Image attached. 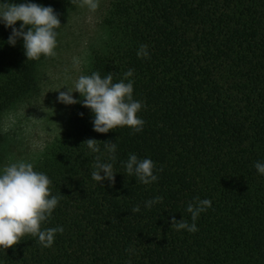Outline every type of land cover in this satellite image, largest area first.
<instances>
[{
    "label": "trees",
    "instance_id": "1",
    "mask_svg": "<svg viewBox=\"0 0 264 264\" xmlns=\"http://www.w3.org/2000/svg\"><path fill=\"white\" fill-rule=\"evenodd\" d=\"M31 2L57 13L56 39L85 4ZM102 26L86 74L112 73L116 82L132 69L145 123L140 132L99 134L91 112L76 104L41 153L23 159L58 197L42 227L64 230L50 248L22 237L0 250V264H264V176L253 166L264 161V0H109ZM10 31L0 25V43ZM140 44L149 46L148 59L137 58ZM48 59L27 61L20 40L0 46V166L16 159L3 119L39 95ZM89 138L100 151L83 144ZM105 141L116 144V174L100 186L90 172L107 159ZM129 153L150 158L157 181L129 176L121 163ZM157 195L161 202L145 209ZM194 197L211 201L198 231L171 228L173 217L190 220L185 206ZM135 205L140 212L132 213Z\"/></svg>",
    "mask_w": 264,
    "mask_h": 264
},
{
    "label": "clouds",
    "instance_id": "2",
    "mask_svg": "<svg viewBox=\"0 0 264 264\" xmlns=\"http://www.w3.org/2000/svg\"><path fill=\"white\" fill-rule=\"evenodd\" d=\"M87 7L96 8L95 0H84ZM17 22L19 26L16 27ZM0 25L10 28V34L5 42L15 47L17 41H22L24 56L28 60H38L41 57L55 56L57 45V31L60 20L51 6H44L22 0H0ZM149 46L140 44L136 51L137 58H149ZM80 60L72 57L73 67H78ZM132 69L123 73L121 79L113 82V74L103 76L93 71L91 74H79L72 81L71 87L64 86L57 90L56 102L65 106L80 104L92 114L93 131L105 134L117 127H128L132 132H140L144 120L137 113L142 108V101L133 98ZM79 94V99L73 97ZM81 116L83 113L80 114ZM92 152H98L97 141L89 138L83 142ZM107 159H97L90 178L102 186L105 181L111 184L114 181L116 144L111 141L104 142ZM124 171L134 176L143 185H150L157 181L154 172V162L150 158H138L135 153H129L127 159L121 161ZM254 168L258 175L264 176V161H256ZM159 171V169H156ZM50 179L40 171L34 170L31 162L19 160L0 166V250H6L17 244L22 237L30 235L43 248H50L57 233L63 232L62 226L42 227L58 205V197L50 194ZM162 197L154 196L144 201V208L149 209L161 202ZM211 207L207 198L194 197L187 202L185 211L190 214V220L183 217L171 220V228L188 233L198 231L196 221L201 213ZM140 206L132 207V213L140 212ZM127 251V250H126Z\"/></svg>",
    "mask_w": 264,
    "mask_h": 264
},
{
    "label": "rangeland",
    "instance_id": "3",
    "mask_svg": "<svg viewBox=\"0 0 264 264\" xmlns=\"http://www.w3.org/2000/svg\"><path fill=\"white\" fill-rule=\"evenodd\" d=\"M108 1L95 0L97 6L92 10L84 4L66 18L57 39L55 56L49 57L40 69L39 95L30 104L4 117L3 126L12 139L15 161L35 159L74 112L76 104L65 106L56 102V91L71 87L77 75L87 73L92 52L105 37L102 18ZM72 57L79 58L78 67H73ZM77 95L73 93L74 98Z\"/></svg>",
    "mask_w": 264,
    "mask_h": 264
}]
</instances>
